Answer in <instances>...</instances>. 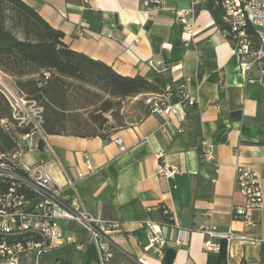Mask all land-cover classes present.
I'll return each mask as SVG.
<instances>
[{"label": "crops", "instance_id": "obj_1", "mask_svg": "<svg viewBox=\"0 0 264 264\" xmlns=\"http://www.w3.org/2000/svg\"><path fill=\"white\" fill-rule=\"evenodd\" d=\"M25 1L64 33L70 48L122 75L146 77L161 91H171V102L178 104L179 114L167 121L148 110L146 94L128 97L122 125L105 137L49 135L53 150L40 143L39 153L25 154L27 162L45 161L63 194L80 198L88 212L123 224L124 232L113 235L116 247L109 264H264V202L252 211L251 226L232 215L233 207L243 203L236 185L239 164L258 172L264 190V72L259 66L242 69L209 3L199 7L191 38L175 18V10L188 8L190 0H166L156 12L142 0ZM79 29L83 36L77 35ZM180 86L197 99L196 105H179ZM117 137L125 150L115 143ZM204 139L213 145V162L201 157ZM160 163L179 171L161 175ZM163 209L172 220L171 241L161 253L145 251L144 224L164 222ZM60 225L84 246H59L58 257L69 264H96L94 245L95 263L83 253V229ZM210 225L254 241L234 242L229 252L227 242L218 239L219 253L204 252L201 228ZM182 229L191 231L177 244Z\"/></svg>", "mask_w": 264, "mask_h": 264}, {"label": "built area", "instance_id": "obj_2", "mask_svg": "<svg viewBox=\"0 0 264 264\" xmlns=\"http://www.w3.org/2000/svg\"><path fill=\"white\" fill-rule=\"evenodd\" d=\"M142 1L152 12L164 9L166 2V0ZM210 2L219 5L223 10L224 19L230 26L226 34L230 35L234 44V53L241 58L242 69L249 71L254 66H259L264 72V0H190L188 8L175 10V18L183 25L191 38L194 34L199 7ZM250 26L255 29L257 42L248 32ZM77 35L83 36V30H77ZM6 76L11 80V84L0 75V91L12 108L13 118L19 120L18 128L29 129L25 132H15L18 143L16 151L0 154V178L9 181L10 184L8 193H0V232L12 234L31 229L39 232L43 242L28 241L11 247L0 245V259L5 256L11 257V264H16L20 255L30 252L35 253L39 260L43 254L59 246H74L82 249L84 240L66 232L60 225V222H65L68 225L81 227L85 236L89 237L88 241L94 244L97 251L96 264H109L114 257V247H116L113 235L124 232L123 224L115 220L99 219L86 210L80 198H71L63 194V188L54 180L45 161L27 162L25 160V154L38 150L40 143L51 150L53 146L49 135L42 128L40 115L42 108L16 86L11 76ZM176 94L180 98L179 105L182 107H192L197 103V99L188 94L184 86H180ZM172 95L171 91L147 93L144 102L150 112L171 121L179 114L178 104L171 102ZM35 105L38 106L37 113L40 120L31 118L28 122H24L27 108ZM1 125L7 131H14L7 119L1 120ZM37 131L40 133L39 139L35 138ZM114 141L122 151L125 150L121 137L115 138ZM202 146L204 150L201 152V157L208 162L215 161L213 145L204 139ZM85 158L88 169L92 170L88 156ZM158 171L161 175L171 177L179 170L160 163ZM68 184L73 185V181L68 180ZM236 185L243 203L233 207L232 215L246 226H251L254 223L251 218L252 211L261 208L264 202L260 176L251 166L239 164L236 167ZM20 189L30 190L34 196L30 197L24 192H19ZM8 197L12 198L11 202L6 201ZM163 212L168 213L166 209H163ZM144 225L147 230L144 250L161 253L171 241L168 230L172 223L146 221ZM201 230L206 235L202 248L207 253L220 252L221 245L218 239L227 242L229 252H232L234 242L254 241L232 229L220 231L215 225L202 227ZM190 231V229L180 230L175 243H182L185 240V234Z\"/></svg>", "mask_w": 264, "mask_h": 264}, {"label": "trees", "instance_id": "obj_3", "mask_svg": "<svg viewBox=\"0 0 264 264\" xmlns=\"http://www.w3.org/2000/svg\"><path fill=\"white\" fill-rule=\"evenodd\" d=\"M209 9L217 25L226 33L230 26L222 8L210 2ZM248 32L256 41L255 29L250 26ZM227 36L231 40L230 35ZM0 70L14 77L16 86L44 108L42 128L47 135L65 131L58 125V111L67 109L69 94L74 88L96 97L91 121L100 129L109 123L105 114L119 116L123 99L162 92L142 75H122L110 65L70 48L64 41V33L51 26L25 0H0ZM3 119H13L12 108L0 93V154H9L18 149L15 132H25L29 128L7 131L1 125ZM9 187V181L0 178V193H8ZM19 192L34 196L30 190L20 189ZM164 222L172 223L169 213H164ZM28 241L43 242V238L31 229L12 234L0 232V245L11 247ZM38 264H69V260L65 257L43 260L40 257Z\"/></svg>", "mask_w": 264, "mask_h": 264}, {"label": "rangeland", "instance_id": "obj_4", "mask_svg": "<svg viewBox=\"0 0 264 264\" xmlns=\"http://www.w3.org/2000/svg\"><path fill=\"white\" fill-rule=\"evenodd\" d=\"M0 75L2 76L3 79L9 84H11V80L7 79L8 74L4 73L3 71L0 70ZM10 76V75H8ZM12 77V76H11ZM13 80L15 81L16 79L12 77ZM0 93H2L0 91ZM3 94V93H2ZM127 100V98L122 100L121 103V109L119 110V116L113 117L111 113L105 114V116L109 119V123L106 127L103 129L98 128L94 123L91 121V114L95 110V105H93L96 102V97L93 94H87L82 92L81 90L73 89V92L69 94V102L67 105V109L64 111H58V116L60 118L58 125L62 128H65V131L61 133V135H85V134H100V135H108L110 132H112V126H117L118 124H122V107L124 106L123 102ZM41 107V106H40ZM40 113L41 119L43 121V110ZM118 107H116V113H118ZM38 106H31L27 108V113L24 114V122H28L31 118H34L35 120L39 121L38 117ZM13 117V116H12ZM10 125L13 127V129L17 130L19 127V120H16L13 118L12 120H8ZM36 139L40 138V133L37 131L35 135ZM33 152V153H32ZM31 154H37L39 153L38 151H32ZM43 154V156H46L45 153H40ZM8 202L12 201V198H7ZM12 204V203H11ZM89 237L86 235L85 240L87 243V246L85 250H83V253L87 255L89 258L90 262L95 263V253L93 250V243L88 241ZM62 249L61 248H55L47 253L43 254L41 258L43 260H53L56 257L62 255ZM71 257V256H70ZM12 260L11 257H1L0 259V264H11ZM38 259L35 253L30 252L27 254H23L19 257V260L16 264H37ZM73 264V263H72Z\"/></svg>", "mask_w": 264, "mask_h": 264}, {"label": "water", "instance_id": "obj_5", "mask_svg": "<svg viewBox=\"0 0 264 264\" xmlns=\"http://www.w3.org/2000/svg\"><path fill=\"white\" fill-rule=\"evenodd\" d=\"M42 145H43V143H42ZM42 145H40L41 148H42Z\"/></svg>", "mask_w": 264, "mask_h": 264}]
</instances>
